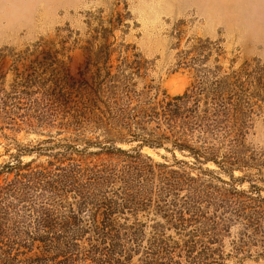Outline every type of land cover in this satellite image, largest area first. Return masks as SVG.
I'll list each match as a JSON object with an SVG mask.
<instances>
[{
	"label": "rangeland",
	"instance_id": "1",
	"mask_svg": "<svg viewBox=\"0 0 264 264\" xmlns=\"http://www.w3.org/2000/svg\"><path fill=\"white\" fill-rule=\"evenodd\" d=\"M0 264H264V0H0Z\"/></svg>",
	"mask_w": 264,
	"mask_h": 264
},
{
	"label": "trees",
	"instance_id": "2",
	"mask_svg": "<svg viewBox=\"0 0 264 264\" xmlns=\"http://www.w3.org/2000/svg\"><path fill=\"white\" fill-rule=\"evenodd\" d=\"M221 90L217 92V90ZM213 92H216L213 94L214 96L219 94L222 95L226 94L225 90L221 87H217L213 90ZM216 97V96H215ZM192 99V96H190L188 93H185L183 96H178L174 98H169L165 96L162 100H159L155 102L154 104L148 106L146 112V118H148V123L153 122H164L170 128L176 127L175 125L181 124L182 128V135H179L177 131L169 130L166 131L167 134H160V133H148L149 139H145L144 143L142 144V147H149V148H158L163 147L164 144L162 143L163 140L168 141L172 144L173 150H177L181 153H187L188 156H193L196 160L201 156L203 158V161L205 162H216L215 159V153H213L212 149H207L204 153H200L198 149H196L192 143L194 142L191 138L192 133L194 132V129L197 126V128H201L204 133H209V127L206 124L208 121V114L209 110H202L203 115L197 116V110H194V108H186L188 104H190ZM217 99V98H215ZM217 108L213 110V116L218 120L220 117L225 116L226 111L229 112V110L225 109V105L223 103L216 104ZM150 114V115H148ZM196 118L195 122H192ZM222 123V122H219ZM196 143V142H195Z\"/></svg>",
	"mask_w": 264,
	"mask_h": 264
}]
</instances>
